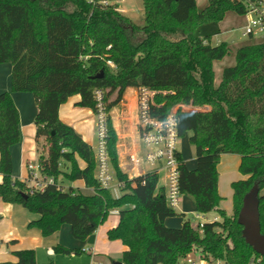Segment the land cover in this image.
Instances as JSON below:
<instances>
[{"label": "trees", "instance_id": "1", "mask_svg": "<svg viewBox=\"0 0 264 264\" xmlns=\"http://www.w3.org/2000/svg\"><path fill=\"white\" fill-rule=\"evenodd\" d=\"M143 0L144 24L120 11L117 0H0V64H12V90L31 91L38 107L36 137L48 142L39 155L41 172L55 181L44 190L14 176L11 146L20 139L19 109L10 91L0 93V197L39 214L30 221L43 236L64 223L72 235L87 239L104 224L113 208L119 222L107 231L127 247L122 264H178L191 252L229 264H263L244 233L240 214L254 187L264 234V42L237 48L236 63L225 66L215 84L213 63L230 51L229 43H213L228 11L245 14L242 0ZM113 62V66L109 64ZM103 73L102 76H98ZM146 85L161 91L162 104L153 115L165 118L178 102L193 101L200 109H177L179 135L190 133L197 165L189 169L179 152L183 194L193 198L199 213L216 211L221 220L202 227L186 218L180 227L166 224L177 210L166 202L160 173L130 178L119 167L116 132L109 122L108 149L123 193L116 197L96 178L93 146L59 116L60 105L80 94L79 105L97 110L94 89L106 91L109 109L127 87ZM223 153L241 155L240 170L250 176L233 181L234 209L221 205L219 169ZM78 156L86 161L79 165ZM83 179L92 194L58 181ZM183 216L184 213H181ZM55 252L79 254L64 245ZM17 261L38 264L35 249L15 251ZM261 261L258 262V259ZM46 264H54L47 262Z\"/></svg>", "mask_w": 264, "mask_h": 264}, {"label": "crops", "instance_id": "2", "mask_svg": "<svg viewBox=\"0 0 264 264\" xmlns=\"http://www.w3.org/2000/svg\"><path fill=\"white\" fill-rule=\"evenodd\" d=\"M121 11L126 13L125 9L122 7ZM216 62L215 60L213 63L214 70L216 68ZM220 81L221 79L217 80L215 75V84H219ZM135 88L136 87L131 86L127 87L121 101L110 109V119L111 122H113L116 138H118L117 154L119 155V167L121 171L125 174L127 173L129 177L139 176L148 171L159 170L161 175L160 184L164 185L165 171L161 169L160 163L155 166L142 163V165L138 166L133 160V156H142L141 153H143L145 149L138 134L137 89ZM4 91L11 92L15 105L19 109L20 116V139L18 143L11 146L13 173L15 177L21 180H28L30 174L28 164L39 163V155L41 154L40 145L44 137H40L39 139L36 137L37 125L35 124V118L38 113V107L34 93L31 91L21 92L12 90V64L10 62L0 64V93ZM80 99V94L69 97L67 101L60 105L59 116L63 122L76 129L82 138L95 149L97 145L95 110L92 107L89 108L79 105L78 102ZM179 152L189 169L196 167L197 156L195 152V155L191 153L189 157L180 149ZM78 161L81 167L86 166V161L80 156H78ZM240 162L241 155L223 153L217 167L219 169V193L222 196L221 205L228 213H232L234 209V189L232 182L250 176L249 174L241 172L239 168ZM2 181L3 174L0 172V183ZM71 182V186L74 188L78 187L87 194H92L94 191L92 188L86 187L83 179H77ZM28 184L32 185V182L28 181ZM62 185L68 187V185L63 183ZM122 193L123 192H120L119 195ZM193 206L196 209L195 204H193ZM188 207L190 209V204L188 206V204L181 199V204L177 211L184 213V218H187L188 214L186 211H189L187 210ZM199 214L200 218L198 221H203L204 223L222 219L216 211ZM37 218H39V214L31 212L21 204L6 202L0 197V262L17 261L15 251L19 249H35L38 264H46L49 261V258L43 259L42 249H45V253L56 255L53 242H50L49 239L44 237L38 227L29 225L30 221ZM107 220L108 222L105 226L100 225L94 232L93 245L89 248L90 250H86L91 253L90 264L95 262H100L102 264L101 261H97L100 254L99 252L101 251L107 254L111 251L123 253L127 249V247L121 243L122 241L110 240L109 237H107V231L118 224L119 213H110ZM184 221L185 220L178 221L177 219H167L166 224L172 227H180L183 225ZM89 237H91V235Z\"/></svg>", "mask_w": 264, "mask_h": 264}, {"label": "built area", "instance_id": "3", "mask_svg": "<svg viewBox=\"0 0 264 264\" xmlns=\"http://www.w3.org/2000/svg\"><path fill=\"white\" fill-rule=\"evenodd\" d=\"M242 1L247 7L245 13L247 22L242 26V35L244 37H259L260 41L264 42V0ZM108 62L111 66L114 65L111 60ZM135 89H137L138 134L145 149L141 153L142 156H133V160L138 166L142 165V163L152 166L161 164V169L165 171L166 202H168L170 208L176 210L181 204V195L183 194L179 186L181 174L179 142L181 137L178 130L177 109L189 110L200 109L201 107L193 101L189 103L178 102L165 118H159L153 115V109L162 105L156 101V96L158 93L165 91L146 85H140ZM94 96L97 106L95 111L97 145L94 149L96 178L103 188L111 190L114 196L119 197V193L123 192L124 182L119 180L113 170L111 155H109L108 118L110 117V109L106 103V91L101 88H95ZM28 170L30 173L28 179L32 182L31 186L35 189L44 190L49 183L55 181L53 176H48L41 172L39 163H29ZM154 171L159 172V170ZM110 213H119V209L113 208ZM196 217L200 218L199 215ZM197 224L202 227L204 222L198 221ZM181 261H183V264H229L221 259L209 260L199 257L194 251L184 256L178 264H181ZM259 261H261V258L258 259ZM91 264L101 263L95 262Z\"/></svg>", "mask_w": 264, "mask_h": 264}, {"label": "rangeland", "instance_id": "4", "mask_svg": "<svg viewBox=\"0 0 264 264\" xmlns=\"http://www.w3.org/2000/svg\"><path fill=\"white\" fill-rule=\"evenodd\" d=\"M118 7L121 11V7L125 9L126 14L135 22L139 24H144V7H143V0H118ZM208 0H197V9L199 11H203V9L207 6ZM246 15L245 14H239L235 11H228L221 20V29L222 31L220 34L213 37V43L219 44L221 41H227L229 43L230 51L228 55H226L224 58H221V60H216V78L217 80H220L223 75V68L225 66H232L236 63V51L237 48L245 45V44H253V42L260 41L259 37H244L242 35V26L246 23ZM180 142H179V149L185 153L187 157L190 156L191 153L195 155V146L190 141V133H186L183 136H180ZM48 142L43 138V142L41 143V154H46V150L48 147ZM190 165V164H189ZM59 183H63L65 185L71 186L72 182L69 181L64 174H60ZM164 181V178H163ZM262 193H264V188L262 189ZM181 199H183L186 204H190V209L188 207L186 211L188 214L187 218H191L193 222L198 221L199 219L196 217L197 215H200L196 209L194 208L193 204H195L193 198L186 194L181 195ZM196 206V204H195ZM178 210V208L176 209ZM32 212V211H31ZM182 212L178 211V214L176 216L168 217L167 219H177L179 220H185L184 216L181 214ZM108 220L102 224L106 225ZM172 227V226H170ZM178 227V226H176ZM173 227V228H176ZM43 235V234H42ZM93 235L91 237H88L87 239H80L76 238L72 235V232L70 230V225L68 223H64L61 228L52 234L45 235L47 239L50 240V242H53L54 249L58 246H66L69 248H80L81 253L79 254H66L61 252H55L56 255H52L49 253H45V249H42V255L43 259L49 258L48 262H54V264H90L91 262V253L89 248L93 245ZM121 242V241H119ZM122 243V242H121ZM123 244V243H122ZM70 245V246H69ZM99 256L97 258V261H101L102 264H114L115 261H122L123 253H115V252H109V254L101 251L99 252ZM121 259V260H120ZM181 264H183V261H181Z\"/></svg>", "mask_w": 264, "mask_h": 264}, {"label": "water", "instance_id": "5", "mask_svg": "<svg viewBox=\"0 0 264 264\" xmlns=\"http://www.w3.org/2000/svg\"><path fill=\"white\" fill-rule=\"evenodd\" d=\"M101 73L98 76H102ZM256 187L245 198V203L240 214V221L244 224V233L247 240L253 245L256 252L264 255V234L261 232L259 216H258V201L255 198ZM114 264H122V261H115Z\"/></svg>", "mask_w": 264, "mask_h": 264}]
</instances>
